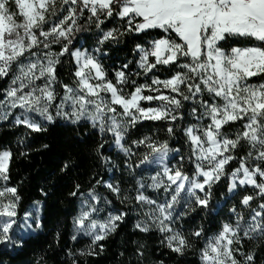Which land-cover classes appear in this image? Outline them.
<instances>
[{
    "label": "snow or ice",
    "instance_id": "1",
    "mask_svg": "<svg viewBox=\"0 0 264 264\" xmlns=\"http://www.w3.org/2000/svg\"><path fill=\"white\" fill-rule=\"evenodd\" d=\"M0 128V255L264 264V0H0Z\"/></svg>",
    "mask_w": 264,
    "mask_h": 264
},
{
    "label": "trees",
    "instance_id": "2",
    "mask_svg": "<svg viewBox=\"0 0 264 264\" xmlns=\"http://www.w3.org/2000/svg\"><path fill=\"white\" fill-rule=\"evenodd\" d=\"M65 133H57V141L60 142L63 140ZM0 138H8V139H15V137L10 136L8 134L7 129L0 128ZM33 147H38V145H33ZM50 168L49 164V157L42 156L39 154L33 155L31 158V163L26 160H19L13 165L14 173L18 169L19 174L16 175V179L19 180L21 178H25V186H24V195H25V204L28 203V199L31 197L33 199L37 198L35 191L36 186L42 182V176L47 172ZM37 169L40 170V175H37ZM69 207L67 202L62 203L61 205L57 206L54 202L50 205V208L46 210L49 215L52 213H56L57 215H63L64 210ZM124 233H121L123 236ZM114 243L110 244V250L106 252L102 259H99L98 264H116V260L113 259V253L117 251V246L121 242V237L117 236L114 237ZM45 237L41 235L38 239H34L30 241V243L25 247L24 251L19 254H12V255H0V261L3 264H26V261L32 256V248L38 247L41 244H44ZM82 244L85 241L81 242ZM62 255V254H61ZM59 257H53L49 260V264H58ZM91 264V262H90ZM170 264H174V262H170ZM186 264H197L196 257L193 256L191 253L189 254Z\"/></svg>",
    "mask_w": 264,
    "mask_h": 264
}]
</instances>
